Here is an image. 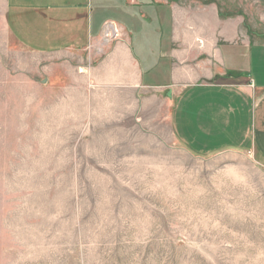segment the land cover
<instances>
[{
	"label": "rangeland",
	"instance_id": "1",
	"mask_svg": "<svg viewBox=\"0 0 264 264\" xmlns=\"http://www.w3.org/2000/svg\"><path fill=\"white\" fill-rule=\"evenodd\" d=\"M167 3L184 27L206 6L264 45V0ZM68 58L0 31V264H264V172L251 158L190 154L166 92L143 109L125 77L94 72L104 54Z\"/></svg>",
	"mask_w": 264,
	"mask_h": 264
},
{
	"label": "crops",
	"instance_id": "2",
	"mask_svg": "<svg viewBox=\"0 0 264 264\" xmlns=\"http://www.w3.org/2000/svg\"><path fill=\"white\" fill-rule=\"evenodd\" d=\"M180 9L167 0H4L0 31L38 54H104L94 72L125 77L143 109L166 92L167 123L184 150L247 154L264 172V45L236 23L215 24L206 6L184 27Z\"/></svg>",
	"mask_w": 264,
	"mask_h": 264
}]
</instances>
